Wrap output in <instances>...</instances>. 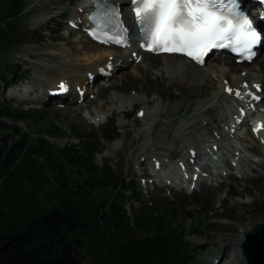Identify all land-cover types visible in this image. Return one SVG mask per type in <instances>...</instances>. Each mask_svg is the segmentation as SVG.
Masks as SVG:
<instances>
[{
	"label": "rangeland",
	"instance_id": "374dc122",
	"mask_svg": "<svg viewBox=\"0 0 264 264\" xmlns=\"http://www.w3.org/2000/svg\"><path fill=\"white\" fill-rule=\"evenodd\" d=\"M8 2L9 0H1L0 8L8 7ZM79 2L81 0H24L22 13L11 21L17 23V32L22 37L21 40L15 37L6 39L10 42L5 43V52L0 47V96L13 109L26 110L33 106L29 109L30 111L43 113L46 117L41 122L32 120L18 122L20 131L16 136L19 137L21 133H28L30 130L31 137L36 139L43 134L55 148L71 145L76 149L79 148L80 141H83L77 137V134L78 136L83 134L96 136L93 142L97 144L99 152L96 154L95 163L99 166L111 165L117 173H124L127 182L139 183L141 195L138 201L130 196L125 198L127 201L125 206L131 218L134 217V211L143 210L147 200H155L161 207L177 209V214L172 218L175 224L182 225L187 230L195 227L194 233L188 231L186 237L182 236V240L194 247L190 261L195 264H214L215 258L232 255L233 250L228 248L227 242L223 240L228 236L241 235L243 229L248 231L253 226L264 223V139L261 142L258 138L252 140L254 135L249 129H236L233 135L229 134L226 130L230 128L228 119L227 124L222 122L220 119L222 113L219 110L217 116L216 112L213 115L219 126L211 125L209 132L205 131L207 135L204 137L200 136V132L193 133L190 125L184 126V122L195 113L198 104L214 92L209 90L206 93L205 87L199 88L184 75L176 74L174 78L170 77L165 67L168 62L180 63L181 58L148 55L136 68L130 64L121 67L111 78L98 82L99 84L111 83L109 89L98 93L99 84H96L94 88L91 86L88 88L90 95L86 100L91 102L89 106H86V103L77 106L73 102H68L65 109H59L56 105L49 103H22V99L30 98L24 92L17 90L21 83L25 85V82H30L34 76L41 79L56 76L53 73H39V67L35 64L43 63L47 68L60 66L66 70V67L56 62L58 60L49 58L50 61H41L40 56L60 55L62 61L81 64L87 63L85 61L87 56L96 54L89 51L91 43L88 38L80 31H73L68 23V19L77 13ZM127 8V6L124 8L125 13L130 18ZM2 14H4L3 11ZM44 16L46 20L37 23V20ZM78 16L83 19L82 13H78ZM0 21L2 23L0 27L4 26L5 19ZM12 39L14 40L11 41ZM82 47L85 53L82 52ZM107 48L115 52L114 47ZM77 49L81 53L75 52ZM117 51L124 53L126 50L117 49ZM258 58L253 63L257 68L259 67ZM213 59L217 57H211L208 60V66L210 63H213L216 68L221 66ZM244 69V67L238 69V73H245L247 70ZM60 78H62L61 74H57L56 79ZM211 78L217 86L220 85L221 81L217 72L211 74ZM7 86H12L16 92H6ZM72 89L76 93L74 88ZM113 95L125 99L124 112L112 111L113 104L106 103L108 97ZM131 96L140 98V102L133 105ZM222 105L226 109L225 113L232 116L233 107H237V102L231 100L228 103L226 100ZM157 108L161 111V115L152 114ZM143 111L144 113L146 111V115L140 117ZM93 113H98L100 116L98 119H103L94 121L96 116H93ZM262 115L264 117V106ZM254 117L255 115L250 114L249 119ZM225 120L224 116L223 121ZM6 121L12 123L10 120ZM122 123H126L127 127H122ZM114 127L117 134L113 133L111 138L115 135L116 138L106 139L105 130L112 131ZM48 129L54 131L56 136L48 135ZM178 130L184 134L191 132L193 137H189V140L185 137L175 139ZM211 135L218 140L216 143L218 150L215 151L217 154L211 151L214 144L212 142L198 143L197 148L201 163L212 155L217 157L215 166L205 163L208 170L204 173L212 174V178L202 176L195 182L189 179L186 181L187 186L183 183L181 186L173 187L170 184L166 188H159L160 185H164L163 174H169L170 182H173V178L177 175L178 160L174 156L187 162L186 152L189 142L194 139L199 141L202 137L208 139ZM114 143H117V149L109 151ZM143 145L146 146V150L140 151ZM219 145L223 148L221 149ZM167 147L171 148L166 153ZM145 158L149 159L143 161ZM155 160H160L162 164L159 170L153 168ZM145 167L149 171L147 176L144 174ZM221 171L226 175L219 176ZM187 172L193 175L196 169L188 165ZM244 172L246 174H243ZM195 194L200 195L196 205L192 197ZM210 198H213V207L207 211L205 205ZM6 210L11 211L9 207H6ZM146 216L150 217V211ZM143 236L144 233L140 237ZM237 249L238 256L241 258L237 264H247L245 257L241 254V244ZM228 259L225 258L220 264H228Z\"/></svg>",
	"mask_w": 264,
	"mask_h": 264
},
{
	"label": "trees",
	"instance_id": "16d2710c",
	"mask_svg": "<svg viewBox=\"0 0 264 264\" xmlns=\"http://www.w3.org/2000/svg\"><path fill=\"white\" fill-rule=\"evenodd\" d=\"M8 3L0 8L4 52L7 40L22 37L11 21L22 13L24 0ZM44 119L0 99V264H195L189 259L193 245L182 240L195 227L175 224L177 209L155 200L131 218L125 198L138 201L139 186L111 165L95 163L96 136L77 134L83 140L77 149L55 148L43 134L31 137L30 130L16 136L18 122ZM113 133L115 127L105 130L106 139H115ZM48 135L56 133L48 129ZM199 196H192L195 205Z\"/></svg>",
	"mask_w": 264,
	"mask_h": 264
},
{
	"label": "bare ground",
	"instance_id": "6f19581e",
	"mask_svg": "<svg viewBox=\"0 0 264 264\" xmlns=\"http://www.w3.org/2000/svg\"><path fill=\"white\" fill-rule=\"evenodd\" d=\"M114 1L121 3V5L123 7L131 6L130 0H114ZM77 5H78L77 13L73 17H70L69 21H74V22L78 23L80 27H84L85 26L84 21H85L86 17L84 16L85 19L80 20L78 18H81V17H78V13H83L85 15L86 12H89L90 9L87 7L88 1L87 0H81V2H79V4H77ZM45 20H46L45 16L40 17L37 20V23H42ZM134 29H135V25L132 27V30H134ZM89 41L91 43L89 51L96 52V54L87 56L85 59V61H87V63L79 64L76 62L73 63V62H68V61H64V60L62 61L60 55L40 56L39 59L41 61H50L49 58H51L52 60H58L56 62L58 64H61L64 67H66V70H64L60 66L47 68L46 66H44L43 63L35 64L39 67V70H38L39 73H42V72H46L47 74L53 73V74H56V76L46 78V79H41L38 76L37 77L34 76L32 78V80L30 81L31 83L29 84V88L24 93L27 95L34 93L35 96L30 98V99L24 98V99H22V102L27 101V100H31L35 104L36 103L37 104H46L50 100L54 101L56 98H51V97L47 98V97H48L49 89L54 88L55 84L57 82L58 83L66 82L67 84H70L76 90H77V86L82 85L83 86L82 89H86L88 91V83L93 76H97L98 81H99V79L105 81V80L109 79V77L111 78L112 76H114L115 75L114 73H116V71L119 70L121 67L130 64L136 68L139 65V62L141 61L140 58L144 59L145 56L151 55V54L147 53L140 46V43L138 41V36H133V38H132L131 43L134 47L133 50L127 51V52L125 51L124 53H119V51H117V49H119V48L114 47L115 52H112V51H110L109 48L105 47L103 44H100V43H97V42H94L91 40H89ZM81 50H82V52L84 51V53L86 52L84 50V47H82ZM75 52H80V50L77 49V50H75ZM107 53H108V55H107ZM158 56L181 58L182 61L180 63L174 64V63L168 62L167 66L165 67V70L167 69V71H169L170 77L172 76V78H174V75L176 76V74H178V75L181 74L182 76L184 75V76H186V78L191 79L192 80L191 82L194 85L199 86V88L205 87L206 93H208L209 90L214 92V94L209 95L206 100L201 101L200 104H198L197 109H196L195 113L193 114V116L184 122V126L190 125L193 128V131H192L193 133H199L200 132L199 133L200 136L202 135L203 137L205 135H207L205 133V131L209 132L211 125H214V124H216V126L218 125L217 119H216V117L214 119L213 115L216 112V116H217V113L219 111L222 113V115L220 116L221 117L220 119L222 122H225V124H227V119H228V125H230V128H226V130L231 135H233V133H234L233 132L234 131L233 130L234 124L237 123V121L239 119L243 120V122H246L247 124H250L249 120L247 119V115L249 114V112L251 113V115H255L254 118H258V117L263 116L262 115V107L264 106V53H261L258 56L259 57L257 59L258 64H259L258 68L256 65L253 64L254 61H252L251 63L244 62L242 64H239V63L235 62V60L230 59V58L225 57V56L224 57L221 56V57H217V59H213V61L216 60V62L220 63V65H221L217 68L214 66L213 63H210L208 66V64H207L208 61L205 63L204 66H198V65L186 60L185 58H183L181 56L167 55V54L166 55H158ZM217 60H219V61H217ZM242 67H244L247 71L243 74L242 73L240 74V73H238V69H241ZM68 70H69V75H67ZM73 71L76 72L77 74L71 73ZM215 72L218 73L219 79L221 81L219 86H217V84L211 80L212 79L211 74H213ZM255 72L258 75L255 74ZM57 74H61L62 78H60L59 80L56 79ZM251 75H252V77H251ZM53 82H55V83L52 84ZM97 84H99V83H97ZM106 84H108L107 85L108 87H105ZM245 85H247V87H245ZM109 86H111V83H109V82L99 84L98 93L99 92L101 93L104 89L105 90L107 88L109 89ZM259 87L263 88V91H261V92L258 91ZM227 88L233 89L234 90L233 93H229L228 91H226ZM236 91H239L241 93V95H244V93L248 92V91H250L252 94L247 99L248 103L245 106L244 105H241V107L234 106L233 107L234 108L233 114H232V116H229L227 113H225L226 109L223 107L222 104H223V102H226V100L228 101V103L231 100H235L236 102L241 104V102L239 101V97H237L235 95ZM77 92H78V90H77ZM257 96H262V99L258 100V99L253 98V97H257ZM87 97L88 96L84 97L83 104L86 103V106H89L91 104V102H88L86 100ZM78 98L79 97L77 94V97L75 99V103L77 104V106H82V104L81 105L79 104L80 100L77 102ZM131 100L133 101V105L140 102V98H137V97H132ZM124 101H125V99H122L118 96L113 95L111 97H108V99L106 100V103L113 104L112 111L119 110L120 112H124V104H125ZM147 104H149V102H147ZM243 110L246 111V114L244 116L242 115ZM152 114L153 115H161V111H159V108H157V110L155 112H153ZM145 115H146V111H145L144 116ZM93 116H96V120H94V121H97V120L100 121L103 119V118L98 119L100 117L98 113H93ZM224 116L226 118L225 121H223ZM94 119H95V117H94ZM241 124L243 125V123H241ZM125 126L127 127V124L122 123V127H125ZM190 133L184 134V133H182L181 130H178V132H176L175 139H180V138L185 137V139L189 140V137H193L192 133L191 134ZM203 137L200 138L199 141H198V139L193 138L194 140L189 142V145H188L189 147H188V150L186 152V158H188L187 160L189 161L188 165L192 164L190 159L194 158L195 165L200 166V168H201L198 172V177L203 176L204 175L203 172L208 170L205 162L203 161L204 163H201L199 161L200 152L198 151V148H197L198 143L200 144V143H203L204 141H207V143L212 142V143H214L212 146V149H213L214 146L217 145L216 143L218 142V140L214 137V135L209 136L208 139L203 138ZM256 138H258V137L254 136L252 138V140H254ZM258 139L261 142L260 137ZM117 143L112 144L110 146L109 151L110 150H112V151L116 150L117 149ZM219 147L221 149L223 148L222 145H219ZM170 148L167 147L165 149V152L167 153V151H170ZM237 148H236V150H238ZM142 150L143 151L146 150L145 145H143V147L141 148L140 151H142ZM204 155H207V154H204ZM235 156H236V154H235ZM147 159H149V158H145L143 161H145ZM243 163H244V161H243ZM184 173H185V175L187 174L186 169L184 170ZM144 174L146 176H147V174H149V171H147L146 167H145ZM221 174L224 176L226 175L225 173L223 174V171L220 172L219 176H222ZM243 174H246V173L244 172ZM215 175H216V173H215ZM206 176L212 178L213 175L212 174H208V175L206 174ZM246 231H247V229H243L241 231V235H239V236L238 235L228 236L223 240V241L227 242V247L233 250L232 255H230V256L223 255V257L221 258V259L229 258L228 264H237L241 261V258L238 256L239 252H238L237 247H239L240 244L242 245V242L244 241V237H245L244 234ZM241 254H242V250H241ZM242 256H244V255L242 254Z\"/></svg>",
	"mask_w": 264,
	"mask_h": 264
},
{
	"label": "snow or ice",
	"instance_id": "6c2138e0",
	"mask_svg": "<svg viewBox=\"0 0 264 264\" xmlns=\"http://www.w3.org/2000/svg\"><path fill=\"white\" fill-rule=\"evenodd\" d=\"M144 43L150 52L186 55L197 63L213 49L231 47L245 59L252 58V49L261 36L242 10L240 0H130ZM97 6L111 17L114 27L122 29L117 35H107L102 41L117 45L127 44V29L116 24L118 10L107 5ZM94 18V17H93ZM61 83L60 89L65 90ZM247 87V85H245ZM226 91L233 93V89ZM241 97L239 91L235 92ZM251 95V93H249ZM258 99L257 97H253ZM142 115V113H141ZM264 128L257 125L254 131Z\"/></svg>",
	"mask_w": 264,
	"mask_h": 264
},
{
	"label": "water",
	"instance_id": "95a60500",
	"mask_svg": "<svg viewBox=\"0 0 264 264\" xmlns=\"http://www.w3.org/2000/svg\"><path fill=\"white\" fill-rule=\"evenodd\" d=\"M264 223H259L245 232L242 244L248 264H264Z\"/></svg>",
	"mask_w": 264,
	"mask_h": 264
}]
</instances>
